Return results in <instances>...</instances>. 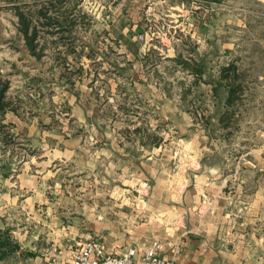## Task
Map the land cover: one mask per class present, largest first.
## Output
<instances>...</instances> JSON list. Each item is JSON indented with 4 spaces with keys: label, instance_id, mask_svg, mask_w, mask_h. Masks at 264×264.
Returning <instances> with one entry per match:
<instances>
[{
    "label": "rangeland",
    "instance_id": "obj_1",
    "mask_svg": "<svg viewBox=\"0 0 264 264\" xmlns=\"http://www.w3.org/2000/svg\"><path fill=\"white\" fill-rule=\"evenodd\" d=\"M42 7L47 15L38 19ZM17 8L36 25L39 58L24 44ZM59 11L67 13L66 24L47 23ZM231 61L244 73L233 81L242 98L235 96V113L221 122L227 89L220 73ZM194 65L202 67L199 75ZM0 74L24 120H46L40 137L0 125V159L13 164L7 188L16 228L39 225L43 243L61 234L105 239L115 251L133 240H160L161 223L182 221L171 194L185 191L186 177L202 174L203 160L224 166L225 190L239 208L253 193L255 224L241 232L253 240V264H264V195L255 197L264 179L253 177L260 166H245L252 150L255 157L264 152L263 0H0ZM32 138L71 149L51 160L48 172L31 171L20 160L32 164L45 152ZM219 139L228 146L216 149ZM205 147L211 150L203 158ZM26 171L42 178L56 172L59 194L46 197L56 212L27 196Z\"/></svg>",
    "mask_w": 264,
    "mask_h": 264
},
{
    "label": "crops",
    "instance_id": "obj_2",
    "mask_svg": "<svg viewBox=\"0 0 264 264\" xmlns=\"http://www.w3.org/2000/svg\"><path fill=\"white\" fill-rule=\"evenodd\" d=\"M201 21V24H205V21ZM0 119H2V121L0 120V125H2V122L6 124L10 123L17 131L19 129L27 135L31 133L40 137V129L43 134L46 133L43 124L46 121L44 114L37 118L39 120L28 119V121H25L24 119L26 118L21 114L12 110H7L0 116ZM206 138L207 137L204 139ZM43 140L45 142V139ZM44 142L32 138L31 144L40 145L45 152L41 157H33L31 160L32 164L20 160L22 165L26 164L25 167H30L31 171L32 168L35 167L40 169L38 171L41 173L45 172V170L48 172L51 166V160L57 159V157L60 159L62 156H65V154L68 155L67 149L71 146L68 142L64 145L62 144L63 148L58 146L62 148L63 151H61V149L56 151L55 145L48 143L51 146H55L53 148ZM207 142L208 140L205 141V143ZM225 146H228L226 139H219L215 148L221 149ZM201 149L205 153L203 158H205L204 156L211 150L210 147ZM259 149L263 151L264 146ZM49 150H52L53 153L47 156ZM252 151V156L247 160L248 164H245V166L253 169L255 166H260L259 169L257 167L256 174H253V177L259 175V177L264 179V152H261L260 156L256 155L255 157L254 153H257L258 150ZM151 157L152 156H149V158ZM38 159L41 160L39 161ZM198 163L202 174L199 173L200 171L198 174H194L193 177L191 176L189 182L186 177L185 182L187 183V188L185 187V191L180 194H178V192L172 193L170 197L171 201L175 203L172 207L182 215V221L179 222L178 219V224H173L172 227H169V223L165 226L164 223L160 222L161 225H159L156 221L154 224L157 226L159 225V229H164V233H160L158 235L161 236H157L163 244L161 255L166 259H173L175 264H253L255 258V251L252 246L253 240H244L245 236L241 232L242 226L248 228L250 224H255L254 208H257L253 202V193L251 192L249 194V200L248 195H246L247 201L245 205L240 204L241 207L239 208V202H237L238 199L235 198V194L233 195L232 191L227 192L225 190L226 182L229 179H226L223 173L224 166L218 163H215L213 166L207 165L203 160H199ZM164 164L165 168H167V159L162 163V165ZM12 165V163H9L8 157H2L0 159V229L9 230L11 237H13V235L16 237V241L20 245L22 253L10 251L1 254L0 252V264H69L68 262L75 250L73 244L77 238L73 237L64 240V236L61 234L59 238L46 240V243H43L38 240L41 235L39 225H34L35 229L32 231L29 227L30 223L28 224L29 226H26L24 222H21L17 223L16 228L13 220L14 207L10 201L13 197V193L11 188H7L9 180L12 179ZM165 168L161 171L165 172ZM258 170H262V172H258ZM55 174L56 172L53 173L52 176L46 175L44 178L35 174H28V171L23 174V179L26 181L24 185L26 187H31L26 190L27 196L34 195L43 198L37 203L34 201L33 204L45 203L49 214L53 211L56 212L57 208L50 199L46 200L48 196L56 197L59 194V186L56 183L57 177H55ZM57 176H59V174ZM36 183L38 185H36ZM55 183L58 188L55 186ZM40 184L42 185L40 186ZM31 191L32 193H30ZM261 195H264V188H262L261 191L257 190L255 197H259V201H261ZM35 205L31 204L28 206L29 213L32 208H35ZM259 213L260 216H263V206L260 207ZM256 219L261 220L260 217ZM54 224L56 225V223ZM61 232L59 228V233ZM151 234L154 236L153 233ZM96 239L100 240L108 251L114 253L120 252L115 251L113 248L110 249L105 239ZM80 240L82 239L79 238L77 241ZM151 241L152 240H133V242L128 243V246L124 248L137 245L141 249L145 244ZM127 242H129V240ZM140 251L142 252V249ZM27 252H32V254H27Z\"/></svg>",
    "mask_w": 264,
    "mask_h": 264
},
{
    "label": "trees",
    "instance_id": "obj_3",
    "mask_svg": "<svg viewBox=\"0 0 264 264\" xmlns=\"http://www.w3.org/2000/svg\"><path fill=\"white\" fill-rule=\"evenodd\" d=\"M46 12L47 11L45 8L43 7L40 8L37 11V15H38L37 18L39 19V16L46 17L47 15ZM17 15L19 17L18 30L22 34V38L24 39V44L27 46V48L33 55L39 58L41 53L36 52L37 45H38V30L36 28V25L31 26L33 22L32 17L29 18L22 10H20V8H17ZM57 15H58L57 17L56 16L54 17L55 20L47 21V23H49L50 25L57 24L58 26H64L66 24L67 13L65 11H62V12L59 11V14ZM136 28H137L136 30L138 29L141 30L143 28L142 23L138 22L136 24ZM30 29H32V31ZM66 43H69V42H66ZM72 51L75 55L78 53L75 50H72ZM188 65L190 66V64ZM191 67L194 68L195 70L194 72L197 75H199V73L202 72L201 71L202 67L200 65H194ZM220 74H221L220 77L223 78L225 81L226 89H227L226 90L227 94L224 98L225 99L224 105L226 108L219 118V121L224 122L225 120L231 119V117L233 116L231 115V113L232 114L235 113V112H231L232 110L230 108L234 106L236 97L237 99L242 98V95L239 93V90L237 87V85L240 87L241 85L240 82L236 83L237 85L235 86L233 84V81H237V79L241 78L244 73L243 72L241 73L240 71H238V66L235 63V61H231L227 65L221 68ZM9 84H10L9 80L3 78L2 75L0 74V116H2L7 110H13L16 113H18L17 108L12 106L11 100L7 98V90L9 88ZM13 245H14V241L9 231L0 229V252L1 254H5L6 252H10V251L14 252ZM14 246H16V244ZM27 254H32V252H27Z\"/></svg>",
    "mask_w": 264,
    "mask_h": 264
},
{
    "label": "built area",
    "instance_id": "obj_4",
    "mask_svg": "<svg viewBox=\"0 0 264 264\" xmlns=\"http://www.w3.org/2000/svg\"><path fill=\"white\" fill-rule=\"evenodd\" d=\"M74 253L69 264H175L173 259L161 255L163 244L160 240H152L140 251L139 246L124 248L118 253L110 252L96 238H85L74 241Z\"/></svg>",
    "mask_w": 264,
    "mask_h": 264
}]
</instances>
